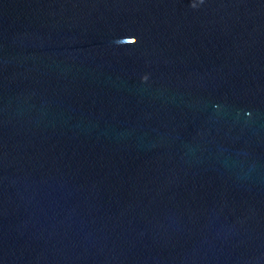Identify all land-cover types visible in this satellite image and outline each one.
Wrapping results in <instances>:
<instances>
[{
  "label": "water",
  "instance_id": "water-1",
  "mask_svg": "<svg viewBox=\"0 0 264 264\" xmlns=\"http://www.w3.org/2000/svg\"><path fill=\"white\" fill-rule=\"evenodd\" d=\"M0 264H264V0H0Z\"/></svg>",
  "mask_w": 264,
  "mask_h": 264
},
{
  "label": "clouds",
  "instance_id": "clouds-1",
  "mask_svg": "<svg viewBox=\"0 0 264 264\" xmlns=\"http://www.w3.org/2000/svg\"><path fill=\"white\" fill-rule=\"evenodd\" d=\"M144 79H147V77H145Z\"/></svg>",
  "mask_w": 264,
  "mask_h": 264
}]
</instances>
